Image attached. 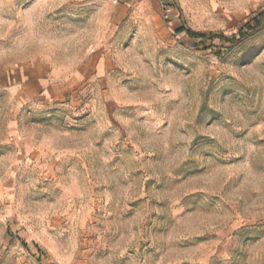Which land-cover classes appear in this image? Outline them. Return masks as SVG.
<instances>
[{"label":"rangeland","instance_id":"1","mask_svg":"<svg viewBox=\"0 0 264 264\" xmlns=\"http://www.w3.org/2000/svg\"><path fill=\"white\" fill-rule=\"evenodd\" d=\"M263 11L0 0V264H264Z\"/></svg>","mask_w":264,"mask_h":264},{"label":"trees","instance_id":"2","mask_svg":"<svg viewBox=\"0 0 264 264\" xmlns=\"http://www.w3.org/2000/svg\"><path fill=\"white\" fill-rule=\"evenodd\" d=\"M264 29V11L259 13L255 18L252 19L244 28L239 31L238 37L234 36L231 39H227V42L235 44L239 43L240 41L249 38L255 35L260 30ZM185 33L188 37L194 40H201L204 42L207 39H215L218 36H214V34H205L202 32L194 31L190 28H186L184 26L176 29V34H183Z\"/></svg>","mask_w":264,"mask_h":264}]
</instances>
